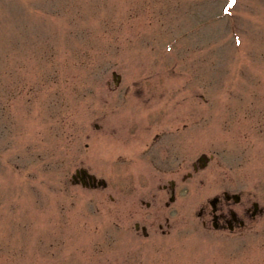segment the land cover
I'll return each mask as SVG.
<instances>
[{
    "label": "rangeland",
    "instance_id": "1",
    "mask_svg": "<svg viewBox=\"0 0 264 264\" xmlns=\"http://www.w3.org/2000/svg\"><path fill=\"white\" fill-rule=\"evenodd\" d=\"M0 264H264V0H0Z\"/></svg>",
    "mask_w": 264,
    "mask_h": 264
},
{
    "label": "flooded vegetation",
    "instance_id": "2",
    "mask_svg": "<svg viewBox=\"0 0 264 264\" xmlns=\"http://www.w3.org/2000/svg\"><path fill=\"white\" fill-rule=\"evenodd\" d=\"M184 142L185 144H188L187 141H182L181 150H179L180 148L178 149V153L179 151L182 152V160L178 161L176 166V170L178 171L177 173H181V175L179 174L176 177H171L166 180V182L161 183L159 186L160 189L164 190L165 193L168 194V201H165L166 206L169 205V202H173L176 199V192L178 190V187L186 183L187 179L190 178L194 173H198L199 170L205 169L210 162V158L205 156V154H202L200 158H198L199 160H202V163H198L195 161L191 164L192 171L187 168L185 171L183 170V172H180L182 168H184L185 166L188 167L189 165L184 160V155H187L188 151L187 146L184 144ZM81 169H83L84 171L75 175L74 182L81 183L83 185L97 186L98 184H96V182L89 183V179L86 174L88 170L83 167H79L76 170ZM171 171L174 172L173 168ZM228 184L229 185L225 183V186L220 189L219 193L213 195L208 200L209 209L201 208L198 212V215L206 216V218L202 219L203 225H207V223L211 221V225L215 229H228L233 233L235 228L243 226L245 224V217L254 218L258 214V212L261 211V208L256 201H253L251 202V205H241L239 209H235L233 206L240 202L241 194L237 191L232 190V183ZM105 186L106 183L103 185V187ZM211 200H213L212 203ZM134 227L135 229L140 228L144 235L147 234V228L145 225L140 226L139 222H135ZM159 228H162V226L160 225ZM163 231L164 230H162V232Z\"/></svg>",
    "mask_w": 264,
    "mask_h": 264
},
{
    "label": "water",
    "instance_id": "3",
    "mask_svg": "<svg viewBox=\"0 0 264 264\" xmlns=\"http://www.w3.org/2000/svg\"><path fill=\"white\" fill-rule=\"evenodd\" d=\"M115 74V73H114ZM84 170L83 169H81V170H77L76 171V174H78V173H82ZM86 174H87V176H88V179H89V183H94V182H96V184H98V185H100V184H105V181L104 180H98V181H96V179H95V176H93V175H90L89 173H87L86 172ZM75 177V175H73V178ZM212 201L213 200H211V203H212Z\"/></svg>",
    "mask_w": 264,
    "mask_h": 264
},
{
    "label": "snow or ice",
    "instance_id": "4",
    "mask_svg": "<svg viewBox=\"0 0 264 264\" xmlns=\"http://www.w3.org/2000/svg\"><path fill=\"white\" fill-rule=\"evenodd\" d=\"M233 2H235V0H233Z\"/></svg>",
    "mask_w": 264,
    "mask_h": 264
}]
</instances>
